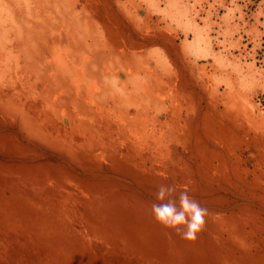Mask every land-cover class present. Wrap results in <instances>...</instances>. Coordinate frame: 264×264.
<instances>
[{
  "label": "rangeland",
  "instance_id": "374dc122",
  "mask_svg": "<svg viewBox=\"0 0 264 264\" xmlns=\"http://www.w3.org/2000/svg\"><path fill=\"white\" fill-rule=\"evenodd\" d=\"M0 264H264V0H0Z\"/></svg>",
  "mask_w": 264,
  "mask_h": 264
},
{
  "label": "clouds",
  "instance_id": "9594fccd",
  "mask_svg": "<svg viewBox=\"0 0 264 264\" xmlns=\"http://www.w3.org/2000/svg\"><path fill=\"white\" fill-rule=\"evenodd\" d=\"M150 211L163 228L171 229L181 239L195 241L206 226L208 209L187 190L175 183L159 184Z\"/></svg>",
  "mask_w": 264,
  "mask_h": 264
},
{
  "label": "bare ground",
  "instance_id": "6f19581e",
  "mask_svg": "<svg viewBox=\"0 0 264 264\" xmlns=\"http://www.w3.org/2000/svg\"><path fill=\"white\" fill-rule=\"evenodd\" d=\"M49 50V49H48ZM75 57H77V56H75ZM86 74L89 76V78H91L92 79V81H95V82H98V80L100 79V78H98L99 76H98V73L95 71L94 73L92 72V71H87L86 72ZM72 95L74 96V94L72 93ZM75 98V97H74ZM75 169V168H74ZM121 202H123V200L122 199H120V203ZM115 206V205H114ZM115 207H117V206H115ZM136 218V217H135ZM134 218V220L136 221L137 220V218L135 219ZM122 219V217L119 219V220H121ZM137 222V221H136ZM103 223L105 224V225H108V223L109 222H104L103 221ZM175 239V238H174ZM149 240V239H148ZM150 241V240H149ZM202 244V243H201ZM72 245V244H71ZM204 248V247H203ZM143 253H144V251H143ZM206 257V256H205ZM209 257V256H208ZM97 262V261H96Z\"/></svg>",
  "mask_w": 264,
  "mask_h": 264
}]
</instances>
